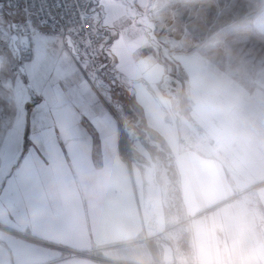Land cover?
Wrapping results in <instances>:
<instances>
[{
  "label": "crops",
  "instance_id": "1",
  "mask_svg": "<svg viewBox=\"0 0 264 264\" xmlns=\"http://www.w3.org/2000/svg\"><path fill=\"white\" fill-rule=\"evenodd\" d=\"M99 4L102 67L58 83L46 137L0 175V264H264V83L165 51L134 0Z\"/></svg>",
  "mask_w": 264,
  "mask_h": 264
},
{
  "label": "snow or ice",
  "instance_id": "2",
  "mask_svg": "<svg viewBox=\"0 0 264 264\" xmlns=\"http://www.w3.org/2000/svg\"><path fill=\"white\" fill-rule=\"evenodd\" d=\"M97 4L99 0H80L72 21L59 29L44 6L35 11L34 5L25 6L22 22L0 18V175L18 154L46 137L53 98L64 103L57 87L61 80L78 76L82 87H90L95 73L87 71L90 59L81 61L79 37L83 24L92 26L88 17L97 15ZM88 107L94 119H104L105 105L94 94Z\"/></svg>",
  "mask_w": 264,
  "mask_h": 264
},
{
  "label": "rangeland",
  "instance_id": "3",
  "mask_svg": "<svg viewBox=\"0 0 264 264\" xmlns=\"http://www.w3.org/2000/svg\"><path fill=\"white\" fill-rule=\"evenodd\" d=\"M134 1L148 34L165 51L198 52L246 88L264 83V0ZM97 5L100 17L104 10ZM1 7L8 20L21 19ZM109 108L121 118V103ZM122 124L125 139L132 138L133 126Z\"/></svg>",
  "mask_w": 264,
  "mask_h": 264
},
{
  "label": "built area",
  "instance_id": "4",
  "mask_svg": "<svg viewBox=\"0 0 264 264\" xmlns=\"http://www.w3.org/2000/svg\"><path fill=\"white\" fill-rule=\"evenodd\" d=\"M6 9L12 12H21L25 6L34 5V11L44 6L46 10L52 13V16L57 21V28L61 26L68 25L74 18V13L77 12L80 0H3ZM59 3L61 6L56 7ZM97 15L89 14V21L92 22L90 27L89 23L83 24V32L79 37L81 41V57L85 59H90V66L93 70H98L102 67V60L100 57V50L104 40V33L100 30L95 21L97 16L101 14L99 6L96 5ZM17 21L22 22V19ZM86 54V55H85ZM118 108H121L118 106ZM178 142L181 146L186 147L189 145L188 139L186 137H179ZM68 254H74L73 251H68Z\"/></svg>",
  "mask_w": 264,
  "mask_h": 264
},
{
  "label": "water",
  "instance_id": "5",
  "mask_svg": "<svg viewBox=\"0 0 264 264\" xmlns=\"http://www.w3.org/2000/svg\"><path fill=\"white\" fill-rule=\"evenodd\" d=\"M163 252H164V257H163V262L168 263L171 260V255H170V248L167 247L166 245L163 244Z\"/></svg>",
  "mask_w": 264,
  "mask_h": 264
}]
</instances>
